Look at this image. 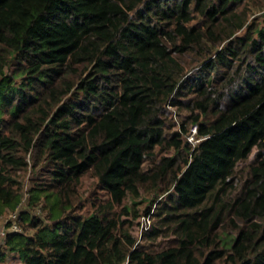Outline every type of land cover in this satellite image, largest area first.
<instances>
[{"label": "trees", "instance_id": "16d2710c", "mask_svg": "<svg viewBox=\"0 0 264 264\" xmlns=\"http://www.w3.org/2000/svg\"><path fill=\"white\" fill-rule=\"evenodd\" d=\"M251 13V0H0V218L34 230L3 237L22 264H264V25ZM160 146L173 154L155 161ZM28 158L48 164L30 201L44 197L51 224L18 210ZM87 172L108 199L85 215L69 198ZM143 187L150 206L111 218Z\"/></svg>", "mask_w": 264, "mask_h": 264}, {"label": "rangeland", "instance_id": "374dc122", "mask_svg": "<svg viewBox=\"0 0 264 264\" xmlns=\"http://www.w3.org/2000/svg\"><path fill=\"white\" fill-rule=\"evenodd\" d=\"M251 6H252V13L250 16V20H254L256 23H258L260 26L264 25V0H251ZM195 70V69H194ZM193 74H191L192 76ZM170 110V117H172V120L175 124V126L172 128V130H175L178 126V122L182 119L178 116V114L175 113L174 109L172 107L168 108ZM176 115V116H174ZM184 117V114L183 116ZM194 125H189V129H192ZM186 140L188 142H191L192 144H195L198 142V138L196 136H193L191 130L189 132H186L184 135ZM255 150L251 153L250 157L245 161L241 162L239 167H243L252 160ZM156 157L154 158L155 161L162 156V155H172L173 154V148L170 146L167 147H157L156 148ZM29 161V166L25 170H21L19 172V180L22 182V199L19 205L18 210L19 211H26L29 215L38 216L41 218L40 221L44 224H51V221H49L47 216V209H45L43 206L45 205L44 197H40L35 202H31V192L30 190L34 187H44L46 188L49 185L50 179H49V173L46 169H48V164L43 163L37 166L35 170H32L31 163L29 158L27 159ZM137 196L133 195H126L124 200L122 201L121 205L113 207V209L110 211L111 218H118L120 217V221L127 220L132 221L133 217L131 215V212L133 210H139L143 211L146 207L150 206L151 200L155 199L157 196V193H155L154 189H152L151 192L148 191L146 187H143L139 190ZM162 193H159L158 195H161ZM108 195L107 193L100 187L98 184L97 178L93 176L91 172H87L80 178V182L75 187V191L72 193V195L69 198V202L71 205L74 206V209L76 212L83 213L85 215H88L89 213L93 212L95 210V207L98 206L100 203H104L107 201ZM133 203H136V205H133ZM127 207L128 212L126 213L125 209ZM144 214V213H143ZM7 216L0 218V229L5 226V219ZM18 222L21 225V229L19 232L25 233L27 235H31L33 233V229L30 227H27L28 223L27 221L23 220V223L20 222V219ZM154 219V224H155ZM126 228H132L134 230V227L125 226ZM124 227V228H125ZM133 230H131L133 232ZM164 233H166V229H164ZM1 233V230H0ZM162 234L161 238L157 240L159 243H169L172 241L173 236H171L170 233H167L168 236H163ZM148 245V244H147ZM125 263L128 264V258L124 260ZM0 264H22V262L19 259V255L11 251L9 248L6 247L5 242L3 241V237L0 235Z\"/></svg>", "mask_w": 264, "mask_h": 264}, {"label": "built area", "instance_id": "2783aa9c", "mask_svg": "<svg viewBox=\"0 0 264 264\" xmlns=\"http://www.w3.org/2000/svg\"><path fill=\"white\" fill-rule=\"evenodd\" d=\"M190 130H191L193 136H195V133H196L195 127H192V129H190ZM151 214H152V211H150L148 213H144V214L141 215L138 239H140V237H141V235H142V233L144 231H147V230L150 229L151 221H152ZM7 223H10V224L8 226H6ZM20 229H21L20 225L17 222V215H16V213H12L9 216V220H7L5 222V226L2 227V229H0L1 230L0 235L2 237H4L6 235L7 231H9V230H11V231H20ZM124 264H127V263L124 262Z\"/></svg>", "mask_w": 264, "mask_h": 264}, {"label": "bare ground", "instance_id": "6f19581e", "mask_svg": "<svg viewBox=\"0 0 264 264\" xmlns=\"http://www.w3.org/2000/svg\"><path fill=\"white\" fill-rule=\"evenodd\" d=\"M21 228V227H20Z\"/></svg>", "mask_w": 264, "mask_h": 264}]
</instances>
